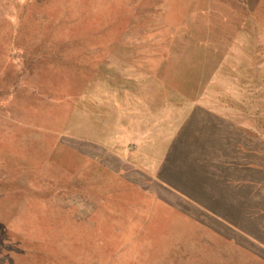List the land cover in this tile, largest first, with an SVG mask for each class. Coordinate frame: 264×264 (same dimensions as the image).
Listing matches in <instances>:
<instances>
[{
  "label": "rangeland",
  "instance_id": "obj_1",
  "mask_svg": "<svg viewBox=\"0 0 264 264\" xmlns=\"http://www.w3.org/2000/svg\"><path fill=\"white\" fill-rule=\"evenodd\" d=\"M130 82L145 166L89 143ZM0 244L20 264H264V0H0Z\"/></svg>",
  "mask_w": 264,
  "mask_h": 264
},
{
  "label": "crops",
  "instance_id": "obj_2",
  "mask_svg": "<svg viewBox=\"0 0 264 264\" xmlns=\"http://www.w3.org/2000/svg\"><path fill=\"white\" fill-rule=\"evenodd\" d=\"M127 83V82H126ZM131 86L135 87L136 90H129L124 88L125 85L121 87L122 92L127 91V96L125 95L124 98L121 97V114L119 116L120 123L117 122L115 128L109 129L110 127L107 126V123L104 122L103 126L100 124L98 129L96 128V131H92V135L89 137V143L93 144L95 146H98L100 149L109 151L113 153L115 156V159L120 160L124 164L130 165V166H145L146 162L155 160V157L152 155H149L146 153V151L149 150V148L144 147H150V142L145 141V137L150 135V133L153 132V123L151 124L148 122L149 119H151V113H146L144 110H139L137 107V100L136 93H139L138 87L140 86V82H130ZM128 86V84H126ZM133 93V94H131ZM135 94V95H134ZM102 117V116H101ZM105 118V116L103 117ZM101 136L95 137V136ZM103 135V136H102ZM114 136L112 138H109L107 136ZM116 135V137H115ZM140 136L142 137L140 139ZM145 136V137H144ZM94 137V138H93ZM104 137V138H103ZM131 138V144H135L134 150H131L127 145L124 146L125 142H129ZM144 139V140H143ZM114 140V141H113ZM107 141L112 142V144H115L114 146H109L107 144ZM109 142V143H110ZM114 142V143H113ZM129 144V143H128ZM146 150V151H145ZM170 153H168L163 160L164 166L167 163L168 157ZM159 162V158H158ZM161 174V172H160ZM1 245V244H0ZM0 247V264H20L17 263L18 257H21L23 255V251L3 248ZM24 257V256H22ZM22 264V263H21ZM30 264V262H29Z\"/></svg>",
  "mask_w": 264,
  "mask_h": 264
}]
</instances>
